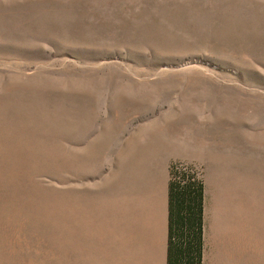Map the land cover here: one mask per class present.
<instances>
[{
    "label": "rangeland",
    "instance_id": "obj_1",
    "mask_svg": "<svg viewBox=\"0 0 264 264\" xmlns=\"http://www.w3.org/2000/svg\"><path fill=\"white\" fill-rule=\"evenodd\" d=\"M176 165L264 264V0H0V264H165Z\"/></svg>",
    "mask_w": 264,
    "mask_h": 264
},
{
    "label": "trees",
    "instance_id": "obj_2",
    "mask_svg": "<svg viewBox=\"0 0 264 264\" xmlns=\"http://www.w3.org/2000/svg\"><path fill=\"white\" fill-rule=\"evenodd\" d=\"M204 186L196 172L177 165L169 181L166 264H203Z\"/></svg>",
    "mask_w": 264,
    "mask_h": 264
},
{
    "label": "crops",
    "instance_id": "obj_3",
    "mask_svg": "<svg viewBox=\"0 0 264 264\" xmlns=\"http://www.w3.org/2000/svg\"><path fill=\"white\" fill-rule=\"evenodd\" d=\"M160 197V209H156V211L152 214L151 221L155 220L157 225L161 227V242L163 244L164 263L166 264L169 222V180L167 184H162Z\"/></svg>",
    "mask_w": 264,
    "mask_h": 264
},
{
    "label": "built area",
    "instance_id": "obj_4",
    "mask_svg": "<svg viewBox=\"0 0 264 264\" xmlns=\"http://www.w3.org/2000/svg\"><path fill=\"white\" fill-rule=\"evenodd\" d=\"M177 166H178V165H177ZM178 167H179V166H178ZM179 168H180V167H179ZM181 169H182V170H183V169H186V167H184V168H181Z\"/></svg>",
    "mask_w": 264,
    "mask_h": 264
}]
</instances>
